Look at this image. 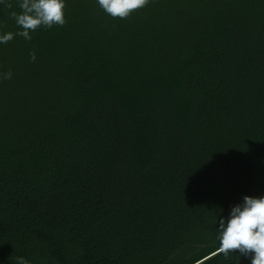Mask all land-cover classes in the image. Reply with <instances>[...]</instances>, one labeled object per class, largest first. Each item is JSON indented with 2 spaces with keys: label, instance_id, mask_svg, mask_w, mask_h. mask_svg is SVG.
<instances>
[{
  "label": "trees",
  "instance_id": "obj_1",
  "mask_svg": "<svg viewBox=\"0 0 264 264\" xmlns=\"http://www.w3.org/2000/svg\"><path fill=\"white\" fill-rule=\"evenodd\" d=\"M21 2L0 0V264H251L217 250L264 197V0H64L31 40Z\"/></svg>",
  "mask_w": 264,
  "mask_h": 264
},
{
  "label": "clouds",
  "instance_id": "obj_2",
  "mask_svg": "<svg viewBox=\"0 0 264 264\" xmlns=\"http://www.w3.org/2000/svg\"><path fill=\"white\" fill-rule=\"evenodd\" d=\"M149 3V0H98L100 7L112 18L126 19ZM7 8H11L9 3ZM21 13L11 12L22 31L17 33L26 40H31L30 31H35L41 26L47 28L53 25L63 26L64 0H22L19 4ZM13 39L12 33L0 35V43H7ZM35 61V52L30 53ZM11 71L3 74V79H11ZM242 205L232 208L230 218L225 223L219 221L220 247L218 253L225 257L229 253L239 252L240 255H251V264H264V197L253 198L245 196ZM17 264H28L23 257L17 258Z\"/></svg>",
  "mask_w": 264,
  "mask_h": 264
}]
</instances>
